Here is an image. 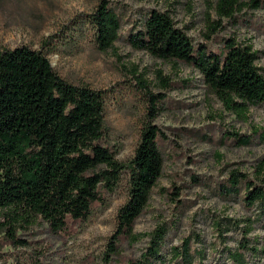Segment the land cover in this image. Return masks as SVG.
<instances>
[{
  "label": "rangeland",
  "instance_id": "374dc122",
  "mask_svg": "<svg viewBox=\"0 0 264 264\" xmlns=\"http://www.w3.org/2000/svg\"><path fill=\"white\" fill-rule=\"evenodd\" d=\"M240 1L248 5L250 0ZM96 2L0 0V51L19 45L40 50L65 81L104 91L105 145L122 163L133 156L145 122L143 93L157 95L159 110L153 124L163 135L162 173L133 231L148 234L160 224L166 226L161 246L165 260L156 264H176L169 251L187 240L195 252L194 264H231L227 253L243 241L244 221L253 219V211L245 210L239 198H223L219 187L228 170L251 174L252 166L264 156V104L250 107L247 120L242 121L224 110L196 70L155 59L125 41L129 33L141 28L149 12L156 10L167 12L194 46L203 44L205 17L217 20L216 0H110L121 28L113 49L106 52L97 50L87 22ZM220 21L210 48L219 47L228 38L251 45L256 65L264 73V6L256 10L245 6L234 19ZM139 79L146 82V90H140ZM226 133L251 136L252 142L248 146H237L232 140L218 144ZM128 176V171H123L103 205L94 208L84 221L69 223L64 232L54 234L47 224L36 220L28 228L17 229L16 237L24 243L17 246L2 229L0 264H127L138 259L148 243L145 236L131 245L120 240V255L109 262L103 257L115 231L117 212L127 199ZM225 218L237 220L238 228L223 233ZM217 221L219 228L214 225ZM251 229L246 240L250 246L262 248L264 220L253 223ZM244 257L247 264H264L263 253L245 252Z\"/></svg>",
  "mask_w": 264,
  "mask_h": 264
},
{
  "label": "trees",
  "instance_id": "16d2710c",
  "mask_svg": "<svg viewBox=\"0 0 264 264\" xmlns=\"http://www.w3.org/2000/svg\"><path fill=\"white\" fill-rule=\"evenodd\" d=\"M245 6L260 9L264 1L250 0L247 5L240 0H216L213 9L217 20L205 17V43L197 46L167 12L156 10L150 11L141 28L129 33L125 41L155 59L193 68L224 110L246 121L250 107L264 104V73L256 65V52L233 38L225 39L219 47L209 46L221 28L220 20L234 19ZM87 22L97 50H112L120 36L121 20L111 9L110 0H97ZM159 79L165 82L161 75ZM139 85L140 90L147 89L144 80L139 79ZM143 94L145 122L133 156L122 163L105 145L104 91L65 81L40 50L19 45L0 51V231L4 229L11 243L22 246L17 229L28 228L36 220L47 224L54 234L66 231L69 223L84 221L94 208L103 205L121 173L128 171L127 199L117 212L115 231L103 257H108L106 262L118 257L120 240L131 245L145 236V251L127 264L165 260L161 254L165 225L148 234L133 231L163 167V135L153 124L159 110L158 96L148 91ZM251 139L226 133L217 143L232 140L237 146H248ZM219 193L226 199L239 198L245 210L253 211V219L244 221L243 241L227 253L231 264H247L245 252L264 254V241L257 249L246 240L251 225L264 220V156L252 166L251 174L228 170ZM214 225L221 227L218 221ZM224 225L223 233L239 226L237 220L227 218ZM169 253L176 264H194L195 252H191L189 240Z\"/></svg>",
  "mask_w": 264,
  "mask_h": 264
}]
</instances>
